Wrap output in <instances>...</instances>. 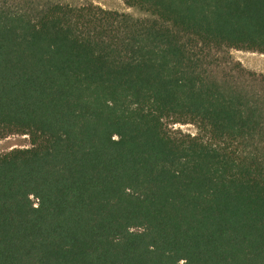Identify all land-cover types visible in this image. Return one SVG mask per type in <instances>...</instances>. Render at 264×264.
<instances>
[{
  "label": "trees",
  "instance_id": "1",
  "mask_svg": "<svg viewBox=\"0 0 264 264\" xmlns=\"http://www.w3.org/2000/svg\"><path fill=\"white\" fill-rule=\"evenodd\" d=\"M125 3L0 2V264H264V0Z\"/></svg>",
  "mask_w": 264,
  "mask_h": 264
},
{
  "label": "rangeland",
  "instance_id": "2",
  "mask_svg": "<svg viewBox=\"0 0 264 264\" xmlns=\"http://www.w3.org/2000/svg\"><path fill=\"white\" fill-rule=\"evenodd\" d=\"M7 6L13 8H45L56 4L71 8L95 7L104 11L125 13L134 19H152L153 17L137 7H129L125 0H0ZM208 62L211 64L212 76L218 81H225L233 78L237 83L245 81L243 73H255L264 75V54L224 48L209 52ZM247 77V75H246ZM173 130L183 134L195 135L198 127L194 124H173ZM31 140L28 135L8 134L0 139V156H3L15 149L30 148Z\"/></svg>",
  "mask_w": 264,
  "mask_h": 264
}]
</instances>
